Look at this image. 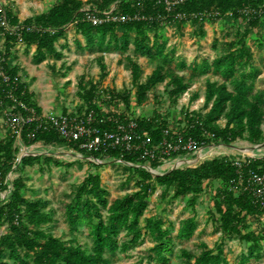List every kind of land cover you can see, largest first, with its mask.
<instances>
[{"label": "trees", "instance_id": "trees-1", "mask_svg": "<svg viewBox=\"0 0 264 264\" xmlns=\"http://www.w3.org/2000/svg\"><path fill=\"white\" fill-rule=\"evenodd\" d=\"M87 4L97 13L113 6L115 13L137 14L138 17L92 23L84 16L83 7ZM224 17L243 19L248 23L236 39L229 41L226 50L218 52L210 61L203 58L186 64L177 60L178 66L188 68L187 77L165 64L167 57L173 58L175 50L174 47H166L164 27L167 24L171 23L179 29L190 21L198 24L199 33H204V20L214 22ZM263 17L264 0H180L169 7L164 0H54L47 9L23 19L0 3V115L8 109L26 113L20 103L31 107L37 118L21 126L18 138L23 144L38 141L62 144L84 157L91 155L130 161L137 186L109 201V191L102 185L99 173L87 172L70 188L69 199L63 202V215L70 232L78 230L82 224L88 225L90 247L83 246L74 236L62 238L55 235L45 227L53 220V209L46 208V201L42 198L25 195L27 185L23 175L18 174L9 181L7 174L9 171H21L24 166L34 163L40 168L50 163L70 166L79 159L66 160L51 154L27 153L17 161V134L6 125V132L0 138V228L4 227L2 231L0 229V264H112L107 251H126L141 243L144 235L152 240L146 258L157 264H169L173 240L169 228L163 226V219L149 215L143 217V224L140 222L150 194L159 184L163 186L162 196L169 189H172L171 196L174 198L191 193L190 202L193 203L203 190V182L213 179L221 181L213 197L216 214L213 218L221 236L213 246L200 240V250L195 256L182 248L178 253L180 259L174 264H225L223 245L228 236L246 242V249L238 259L239 264L260 259L264 255V223L258 231H254L247 225V216L264 214V197L262 200L258 198L246 184L252 171L264 172V155L244 156L239 165L226 155L214 156L195 165L174 167L153 175L141 166L144 159L135 150H123L120 145L86 149L79 144L84 136L69 140L61 135L42 114L33 91L23 79L21 66L14 60L19 44L24 54H29L34 46L31 57L35 62L61 58L67 46L65 28L70 23L74 31L82 36V40L74 37L75 46L96 52L99 71L97 78L79 74L76 81L79 104L75 110L64 108L60 113L85 117L92 111L95 118L90 124L100 134L115 128L117 121H125L131 116L137 123V133L146 131L155 142L163 138L174 141L177 136L183 141L192 139L195 147L210 142L228 143L237 138L260 142L264 140V93L254 91L255 72L245 71L252 58L245 37L248 28L258 26ZM2 19L5 24L1 23ZM60 38L64 41L57 47ZM130 48L149 60L158 59L144 79H141L143 67L132 54L126 52ZM110 49L124 52L117 62L129 70L137 105L146 100L148 90L161 82L175 102L201 74L212 72L223 79L207 78L201 108H183V125L172 130L167 120L157 112L149 116H134L129 112V91L118 92L102 85L108 74L103 53ZM50 68L53 70L54 66L50 65ZM69 69L70 66L65 65L60 75L66 76ZM197 96L194 91L189 100ZM119 100L126 109L118 107ZM183 153L186 151L180 149L164 155L173 158ZM147 162L153 167L160 163L157 157L148 158ZM5 190H8L6 195L1 197V192ZM196 227L197 218L192 213L180 221L176 236L189 239ZM120 231H123L122 238L119 237Z\"/></svg>", "mask_w": 264, "mask_h": 264}, {"label": "rangeland", "instance_id": "rangeland-1", "mask_svg": "<svg viewBox=\"0 0 264 264\" xmlns=\"http://www.w3.org/2000/svg\"><path fill=\"white\" fill-rule=\"evenodd\" d=\"M54 0H0V3L8 6L20 19L47 9ZM88 5V4H87ZM204 33H199L198 24L190 21L184 23L179 29L169 23L164 27V35L166 47H174L173 58L167 57L166 65L174 67L179 73L189 74L187 67L177 65V60H182L186 64L193 61H200L203 58L211 60L218 52H222L228 48L229 41L236 39L241 32L248 26L243 19L232 20L228 17L216 19L214 22L204 20L202 22ZM67 46L63 49L61 58H48L42 62H35L29 54L19 52V62L23 64L25 72L22 76L34 90V97L37 99L51 102V95L54 92L61 97L62 104L65 105L67 111L75 110L79 104V97L76 93L77 78L80 73L86 76L97 78L98 65L95 61L96 52H89L85 49H78L73 41L74 37L82 40V36L74 31L72 24H67L66 28ZM152 34V31L150 32ZM264 17L260 24L255 27H249L245 37L252 58L250 63L245 67V71L252 70L255 72L253 79L254 91L264 93ZM64 39L60 38L56 45L60 47ZM22 45L17 46V50H21ZM141 64L143 73L141 79L150 72L156 60H149L145 56L134 53L131 48L126 51ZM104 61L106 62L108 74L102 80V85L113 88L118 92L124 90L130 93V106L127 108L134 116H149L157 112L168 122V127L177 130L183 125L182 109L201 108L203 101L204 82L207 78L222 80L223 78L212 72H207L197 76L190 84L187 90L182 93L175 102L168 96L165 84L158 83L154 88L147 91L146 100L137 105L135 103L134 90L135 86L131 84L129 70L124 68L122 63H118L117 59L124 55V52L110 49L104 52ZM63 64V65H62ZM50 65L54 66L52 70ZM65 65H69L70 69L66 71V76H61L60 71ZM231 86V85H229ZM196 91L198 96L189 100L192 92ZM60 104V103H59ZM118 107L126 109L125 105L119 100ZM57 111V110H56ZM60 113V109L57 112ZM7 129L4 122V113L0 115V138L5 134ZM18 151L16 160L20 156L27 153L51 154L55 158H63L66 160L79 159L70 166L43 165L40 168L37 163L26 165L21 171H9L7 176L9 181L18 174L23 175L26 181L25 195L28 197H40L46 201V208L53 209V220L45 227L53 234L62 238L74 236L85 247H90L91 236L89 227L82 224L78 230L70 232L64 220L63 202L69 199V191L74 183H78L82 177L89 171L98 172L101 183L108 191V199L111 201L117 196H121L127 192L136 189V174L132 169V164L118 161L114 158L100 157V160H90L81 155V153L62 144H45L40 141L29 145L23 144L17 140ZM202 149V155L197 158L198 152ZM247 149V150H246ZM246 150V151H245ZM249 153V154H248ZM252 154V155H251ZM226 155L233 159H241L244 156L259 157L264 155V140L260 142H250L245 139L237 138L228 143L210 142L196 148L194 151H188L179 154L173 158L161 161L157 166H151L156 172H163L173 167H183L187 165H195L203 159L214 156ZM182 161L174 164L176 161ZM189 162V163H188ZM93 163V164H92ZM99 165H96V164ZM131 166V167H129ZM221 184L218 179L210 182H203V190L197 196L193 203L190 202L191 193H187L182 197L174 198L171 196L172 189H169L165 195H161L162 185L157 184L155 190L148 198V206L144 210L140 218V222L144 223V216L155 215L163 219V226L169 228V234L173 240V250L169 253L170 263L174 264L180 258L179 251L182 248L187 249L195 256L200 247L198 242L204 240L208 246H213L220 238L221 232L216 227L215 211L213 207V197L216 187ZM8 190L2 192V196L6 195ZM195 213L197 218V227L194 234L189 239H180L176 236V231L180 221ZM106 212L103 210V215ZM264 223V214L247 216V225L250 229L258 231ZM1 231L4 229L1 226ZM119 237H123V231H120ZM152 244V240L148 235H144L141 243L128 248L126 251L115 250L106 252L112 264H157L155 261L146 258L148 247ZM224 255L227 262L225 264H239V256L246 249V242L235 236H228L224 239ZM247 264H264V255L258 259H250Z\"/></svg>", "mask_w": 264, "mask_h": 264}, {"label": "built area", "instance_id": "built-area-1", "mask_svg": "<svg viewBox=\"0 0 264 264\" xmlns=\"http://www.w3.org/2000/svg\"><path fill=\"white\" fill-rule=\"evenodd\" d=\"M178 1L180 0H164L167 7ZM83 8L85 11V18L92 23H100L104 20H125L130 17H138L137 14L126 15L115 13L113 12V6L102 10L100 13H97L94 9H90L89 5H85ZM1 23L5 24V20L2 19ZM20 105L27 111L26 113L19 110L12 111L9 109L4 112V122L12 131L16 132L17 140H19L18 134L21 126L24 123L37 118V115L31 107H28L23 103H20ZM42 114L47 117L49 124L55 127V129L67 139H78L81 136H84L85 138L80 141L79 144L86 149L98 148L99 146L120 145L123 150L137 151L139 156L144 159L141 166L147 170L151 169V166L147 162L148 158L157 157L161 162L168 159L164 154L169 151L184 149L188 152L201 147H195L194 141L190 138L183 141L180 136H177L174 141L163 138L155 142L146 131L137 133V123L131 116L127 117L125 121H117L115 128L104 130L100 134L96 127L90 124L95 118L92 111H89L85 117H76L70 115L68 112L57 114L42 112ZM85 157L90 160H100L98 157L91 155ZM115 159L130 165L132 164V162L121 158ZM235 162L239 165L240 159H235ZM246 185L251 189L252 193L262 200V197H264V172L252 171L248 176ZM1 197H3L2 192Z\"/></svg>", "mask_w": 264, "mask_h": 264}, {"label": "crops", "instance_id": "crops-1", "mask_svg": "<svg viewBox=\"0 0 264 264\" xmlns=\"http://www.w3.org/2000/svg\"><path fill=\"white\" fill-rule=\"evenodd\" d=\"M33 48H34V46H32L31 48H30V56H31V52L33 51ZM17 52V57L15 58V60H14V62H16V63H18L20 66H21V68H22V71L23 72H25L26 70H25V68H23V64L22 63H20L19 62V57H20V55H19V52H21V53H23V51H22V48H21V50L19 51V50H17L16 51ZM32 58V57H31ZM48 59V58H47ZM46 60V59H45ZM44 61V60H43ZM42 62V61H41ZM25 80V79H24ZM27 84H28V87H29V89H31L32 91H33V94H34V90L31 88V86H30V84L27 82ZM33 97H34V95H33ZM51 102L49 101V103L48 102H45V100H42V99H39V98H35L34 97V99H35V101L37 102V104L41 107V110H42V112L43 113H54V112H57L58 111V109H60V112L62 111V109H64L65 108V105L64 104H62V100H61V97H60V95L58 94V93H56V92H54L53 93V95H51ZM60 103V104H59ZM57 110V111H56Z\"/></svg>", "mask_w": 264, "mask_h": 264}, {"label": "bare ground", "instance_id": "bare-ground-1", "mask_svg": "<svg viewBox=\"0 0 264 264\" xmlns=\"http://www.w3.org/2000/svg\"><path fill=\"white\" fill-rule=\"evenodd\" d=\"M247 150V149H246ZM245 150V151H246ZM203 153H202V149L198 152V154H197V158L198 157H200L201 155H202ZM249 154V153H248ZM252 155V154H251ZM182 161H188V160H180V161H176V162H174V164H178V163H180V162H182ZM189 163V162H188ZM151 170L153 171V172H156V170L155 169H153V168H151Z\"/></svg>", "mask_w": 264, "mask_h": 264}, {"label": "water", "instance_id": "water-1", "mask_svg": "<svg viewBox=\"0 0 264 264\" xmlns=\"http://www.w3.org/2000/svg\"><path fill=\"white\" fill-rule=\"evenodd\" d=\"M22 156V155H21ZM174 168V167H173ZM170 169H172V168H170ZM169 170V169H168ZM168 170H166V171H168ZM149 171L153 174V175H155V174H160V173H163V172H165V171H163V172H153L151 169H149Z\"/></svg>", "mask_w": 264, "mask_h": 264}]
</instances>
